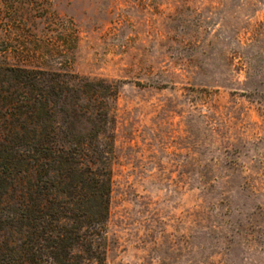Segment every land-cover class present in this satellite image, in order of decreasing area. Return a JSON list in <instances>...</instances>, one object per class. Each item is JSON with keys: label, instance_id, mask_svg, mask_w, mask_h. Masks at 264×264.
Returning <instances> with one entry per match:
<instances>
[{"label": "rangeland", "instance_id": "rangeland-1", "mask_svg": "<svg viewBox=\"0 0 264 264\" xmlns=\"http://www.w3.org/2000/svg\"><path fill=\"white\" fill-rule=\"evenodd\" d=\"M0 66L116 84L103 264H264V0H0Z\"/></svg>", "mask_w": 264, "mask_h": 264}, {"label": "trees", "instance_id": "trees-1", "mask_svg": "<svg viewBox=\"0 0 264 264\" xmlns=\"http://www.w3.org/2000/svg\"><path fill=\"white\" fill-rule=\"evenodd\" d=\"M117 95L105 80L0 66V231L18 252L6 264L104 263Z\"/></svg>", "mask_w": 264, "mask_h": 264}]
</instances>
